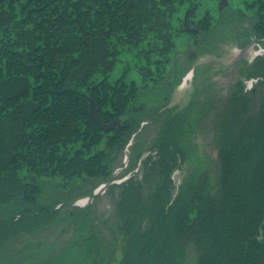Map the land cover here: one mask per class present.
<instances>
[{"label":"trees","instance_id":"obj_1","mask_svg":"<svg viewBox=\"0 0 264 264\" xmlns=\"http://www.w3.org/2000/svg\"><path fill=\"white\" fill-rule=\"evenodd\" d=\"M198 1L0 0V204L12 205L0 218V247L10 234L37 231L55 218L54 207L34 200L39 176L109 174V155L123 146L143 105L134 80L124 74L109 78L121 49L166 57L179 26L173 13L185 3L195 14ZM245 6L249 12L205 9L191 32V49L216 47L228 34L229 18L247 21L235 35L240 42L249 33L263 36L264 0H245ZM262 63L252 67L261 69ZM243 96L239 82L232 84L222 110L217 107L222 119L214 128V181L198 188L192 180L165 206H149L143 214L151 224L141 232L138 212L144 206L127 212L122 264H184L193 249L196 264H264V96L263 110L250 107L240 116ZM91 99L104 122L118 117L121 123L100 128L89 115ZM167 122L159 148L169 160L175 150L184 153L169 139ZM171 142L175 150H169ZM22 169L27 182L18 175ZM85 230L79 228L54 264H96L98 243Z\"/></svg>","mask_w":264,"mask_h":264},{"label":"rangeland","instance_id":"obj_2","mask_svg":"<svg viewBox=\"0 0 264 264\" xmlns=\"http://www.w3.org/2000/svg\"><path fill=\"white\" fill-rule=\"evenodd\" d=\"M218 1L193 2L198 7L192 15L188 13L189 5L179 6L173 13L174 22H179V26L173 31V46L166 57L150 53L151 58H144V52L138 48L121 49L109 78L114 80L124 74L125 79L134 80L141 89L138 100L143 105L134 113L137 124L123 146L109 155L112 157L109 174L39 176L40 192L36 199L30 200L54 207L56 216L37 231L10 234L0 247V264L24 261L23 264H45L47 259L54 264L60 249L73 239L79 228L92 233L98 243L96 249L100 250L101 257L96 264H122L124 225L129 224L130 209L137 213L138 207L144 206L138 212L143 214L149 206L161 203L165 206L192 180L198 188L214 181L219 152L214 128L222 119L216 111L219 107L222 110L225 95L232 84L239 82L244 93V104L241 109L237 107L240 116L250 107L260 111L259 103L264 96V35L249 33L245 42H240L241 37L235 38L247 21L229 18L228 34L224 40L216 41V47L191 49L194 48L191 32L196 29L197 16L205 9L212 13L223 7L247 12L251 9L246 8L245 0H225L218 9ZM184 14L191 30L183 28ZM260 62H263L261 69L252 67ZM175 67L176 74L172 76ZM167 72L171 74L165 77ZM251 78L255 79L253 85L249 84ZM166 122L172 131L169 139L174 137L184 153L182 156L176 152L171 142L168 148L175 150V155L169 160L162 158L159 148V135L167 127ZM104 143L105 139L97 148L104 147ZM18 175L23 182L29 179L23 169ZM11 210V204H0V218ZM150 224V217L143 214L138 232ZM190 251L183 258L184 264H196L195 249Z\"/></svg>","mask_w":264,"mask_h":264},{"label":"water","instance_id":"obj_3","mask_svg":"<svg viewBox=\"0 0 264 264\" xmlns=\"http://www.w3.org/2000/svg\"><path fill=\"white\" fill-rule=\"evenodd\" d=\"M226 3L225 0H219L218 3H217V7L218 9H220L224 4ZM183 24H184V29H188V30H191L192 27H190L187 23V20H186V14H184V20H183ZM89 115L90 117L93 119V121L102 129L104 130H107V129H111L113 127H115L116 125H119L120 122H121V119L120 118H115L113 120H111L110 122H104L100 115L98 114V112L96 111L95 109V106H94V102L93 100L91 99L90 100V107H89Z\"/></svg>","mask_w":264,"mask_h":264},{"label":"built area","instance_id":"obj_4","mask_svg":"<svg viewBox=\"0 0 264 264\" xmlns=\"http://www.w3.org/2000/svg\"><path fill=\"white\" fill-rule=\"evenodd\" d=\"M254 80H255V79L251 78V80L249 81V84H250V85H253Z\"/></svg>","mask_w":264,"mask_h":264},{"label":"flooded vegetation","instance_id":"obj_5","mask_svg":"<svg viewBox=\"0 0 264 264\" xmlns=\"http://www.w3.org/2000/svg\"><path fill=\"white\" fill-rule=\"evenodd\" d=\"M233 70H235V68H232ZM228 82H229V80H228Z\"/></svg>","mask_w":264,"mask_h":264},{"label":"bare ground","instance_id":"obj_6","mask_svg":"<svg viewBox=\"0 0 264 264\" xmlns=\"http://www.w3.org/2000/svg\"><path fill=\"white\" fill-rule=\"evenodd\" d=\"M243 50H245V49H243Z\"/></svg>","mask_w":264,"mask_h":264}]
</instances>
